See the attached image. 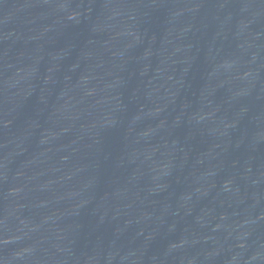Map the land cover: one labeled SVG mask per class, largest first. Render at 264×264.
<instances>
[{
    "label": "water",
    "instance_id": "obj_1",
    "mask_svg": "<svg viewBox=\"0 0 264 264\" xmlns=\"http://www.w3.org/2000/svg\"><path fill=\"white\" fill-rule=\"evenodd\" d=\"M0 264H264V0H0Z\"/></svg>",
    "mask_w": 264,
    "mask_h": 264
}]
</instances>
